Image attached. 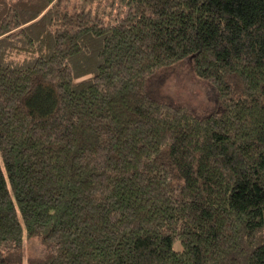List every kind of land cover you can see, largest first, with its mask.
I'll return each instance as SVG.
<instances>
[{"label":"trees","instance_id":"1","mask_svg":"<svg viewBox=\"0 0 264 264\" xmlns=\"http://www.w3.org/2000/svg\"><path fill=\"white\" fill-rule=\"evenodd\" d=\"M92 1L0 0V264H264V0Z\"/></svg>","mask_w":264,"mask_h":264},{"label":"rangeland","instance_id":"2","mask_svg":"<svg viewBox=\"0 0 264 264\" xmlns=\"http://www.w3.org/2000/svg\"><path fill=\"white\" fill-rule=\"evenodd\" d=\"M102 3L103 1L100 3L99 0H93L92 6L96 8ZM147 83L152 97L170 104L186 106L196 115H205L213 106L211 90L194 75L189 59L157 71ZM42 249L38 239L24 236L23 264H26L28 257L40 255Z\"/></svg>","mask_w":264,"mask_h":264}]
</instances>
